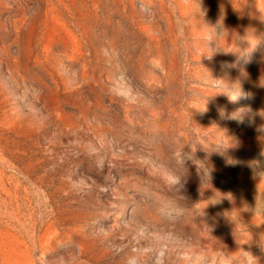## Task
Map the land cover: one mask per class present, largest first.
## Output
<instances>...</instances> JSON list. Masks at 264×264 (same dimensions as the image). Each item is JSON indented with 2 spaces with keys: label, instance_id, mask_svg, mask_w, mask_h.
Instances as JSON below:
<instances>
[{
  "label": "rangeland",
  "instance_id": "obj_1",
  "mask_svg": "<svg viewBox=\"0 0 264 264\" xmlns=\"http://www.w3.org/2000/svg\"><path fill=\"white\" fill-rule=\"evenodd\" d=\"M0 264H264V0H0Z\"/></svg>",
  "mask_w": 264,
  "mask_h": 264
}]
</instances>
